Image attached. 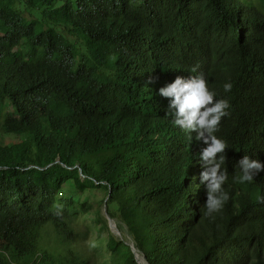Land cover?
<instances>
[{"label": "trees", "instance_id": "trees-1", "mask_svg": "<svg viewBox=\"0 0 264 264\" xmlns=\"http://www.w3.org/2000/svg\"><path fill=\"white\" fill-rule=\"evenodd\" d=\"M200 72L231 104L217 133L230 199L212 217L205 145L159 94ZM2 132L19 142L0 145V264L46 262L48 225L65 237L49 257L139 264L99 208L63 194L67 183L104 190L146 264H264V171L233 180L244 155L264 163V0H0Z\"/></svg>", "mask_w": 264, "mask_h": 264}, {"label": "clouds", "instance_id": "clouds-1", "mask_svg": "<svg viewBox=\"0 0 264 264\" xmlns=\"http://www.w3.org/2000/svg\"><path fill=\"white\" fill-rule=\"evenodd\" d=\"M192 71L196 72V69L193 68ZM232 88L231 82L223 85L225 93L230 92ZM159 94L169 99L167 115L172 118L173 124L185 133L188 141L191 143L195 133L196 141L205 145L199 153L198 162L202 166L199 178L200 184L206 187L205 215L212 217L215 213L221 212L230 199L229 193L224 189L228 181V170L225 167L228 141L217 135L222 119L230 115V101L226 97L218 98V92L210 86L203 72L190 78L177 76L173 82L161 87ZM237 165L240 174L234 176L233 180L239 184L251 183L257 174L264 171V163L248 155H244ZM258 202L264 203V196H259ZM59 207L57 206L58 215ZM105 214L109 225V220L112 221V218L107 214L106 209ZM111 229L118 233L116 225ZM126 237L128 238L127 235ZM123 239L122 236L120 240ZM130 247L134 255L138 256L137 262L146 264L135 246L130 245ZM139 258L143 260V263Z\"/></svg>", "mask_w": 264, "mask_h": 264}, {"label": "rangeland", "instance_id": "rangeland-1", "mask_svg": "<svg viewBox=\"0 0 264 264\" xmlns=\"http://www.w3.org/2000/svg\"><path fill=\"white\" fill-rule=\"evenodd\" d=\"M27 17L31 18V15L26 14ZM61 64L65 66L66 68L70 69L72 67L73 61L70 58L63 57L61 58ZM18 137L14 135H9L6 133H0V145H14L18 143ZM28 144H23L22 148L20 149V152L24 151L25 149L28 148ZM64 195H73L74 199L82 204L83 202H86L88 204H92V209H97L99 208L102 212V215L104 216L103 221L107 220V216L105 214V204L104 200L106 199V194L103 189L101 188H92V189H87L85 191L77 192L74 190V187L70 184L67 183L63 187ZM103 200V201H102ZM89 220H92V214L88 216ZM113 224L116 225V230L118 233L111 229L108 225V220H107V227L108 230L112 233L115 234L116 237L121 238L122 236L126 235L125 233L121 232L119 230V222L117 219H113ZM121 235V236H120ZM88 241V240H87ZM124 241L128 245H133V243L125 236ZM65 245V237L61 236V233L58 232L56 228H54L52 225H48L41 234L40 237V247L39 249L41 250V253L45 254L46 252V262L43 264H67L65 262L64 256H58L57 253L54 254V257H49L48 254L51 250L57 251V249L62 250Z\"/></svg>", "mask_w": 264, "mask_h": 264}, {"label": "water", "instance_id": "water-1", "mask_svg": "<svg viewBox=\"0 0 264 264\" xmlns=\"http://www.w3.org/2000/svg\"><path fill=\"white\" fill-rule=\"evenodd\" d=\"M109 227L110 228H115V225H113L112 224V221L111 220H109ZM134 251V250H133ZM135 252V251H134ZM136 256V259H138V256L137 255H135Z\"/></svg>", "mask_w": 264, "mask_h": 264}, {"label": "bare ground", "instance_id": "bare-ground-1", "mask_svg": "<svg viewBox=\"0 0 264 264\" xmlns=\"http://www.w3.org/2000/svg\"><path fill=\"white\" fill-rule=\"evenodd\" d=\"M139 260L143 263V260L141 258H139Z\"/></svg>", "mask_w": 264, "mask_h": 264}]
</instances>
